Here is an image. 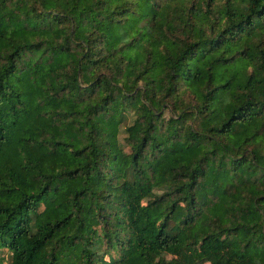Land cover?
Masks as SVG:
<instances>
[{"label": "trees", "instance_id": "1", "mask_svg": "<svg viewBox=\"0 0 264 264\" xmlns=\"http://www.w3.org/2000/svg\"><path fill=\"white\" fill-rule=\"evenodd\" d=\"M0 264H264V0H0Z\"/></svg>", "mask_w": 264, "mask_h": 264}, {"label": "rangeland", "instance_id": "2", "mask_svg": "<svg viewBox=\"0 0 264 264\" xmlns=\"http://www.w3.org/2000/svg\"><path fill=\"white\" fill-rule=\"evenodd\" d=\"M0 259H3L5 262L9 261V253L6 250L0 251Z\"/></svg>", "mask_w": 264, "mask_h": 264}]
</instances>
